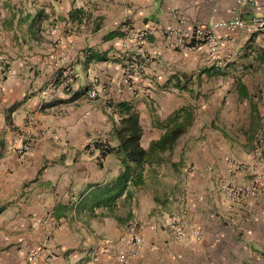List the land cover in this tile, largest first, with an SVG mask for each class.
I'll return each instance as SVG.
<instances>
[{
  "label": "crops",
  "instance_id": "0c3cea01",
  "mask_svg": "<svg viewBox=\"0 0 264 264\" xmlns=\"http://www.w3.org/2000/svg\"><path fill=\"white\" fill-rule=\"evenodd\" d=\"M235 14L264 19V0H0V264H120L133 226L142 246L128 264H264V152L253 154L264 132V33L217 31L216 53L206 43L172 49L163 34ZM114 23L129 34L104 41L119 32ZM140 30L147 47L138 53ZM86 50L105 61L83 63ZM89 88L94 100L80 94ZM123 100L138 114L144 150L175 111L192 120L144 166L140 186L126 183L109 202L120 166L87 146L108 138L106 104ZM20 134L31 138L22 156ZM230 159L245 170L230 172ZM255 173L261 188L236 203L229 191ZM178 195L199 241L167 226Z\"/></svg>",
  "mask_w": 264,
  "mask_h": 264
},
{
  "label": "built area",
  "instance_id": "2783aa9c",
  "mask_svg": "<svg viewBox=\"0 0 264 264\" xmlns=\"http://www.w3.org/2000/svg\"><path fill=\"white\" fill-rule=\"evenodd\" d=\"M253 0H235L236 6L241 5H252ZM114 25L119 26V32L123 35L127 36L130 32V29L127 25H118L114 23ZM217 31H222L225 33H232L235 31H242L249 34H262L264 33V19L261 17H252L247 20H243L239 15L235 14L228 20H220L216 21L212 24V26L208 29H203L198 26H193L187 32L185 30L179 28H173L171 30L164 31L163 34L166 37H173L170 42V47L172 49H182L184 51H191L192 49L199 46L201 43H206L208 50L210 53H216L218 47L220 45V41L216 39L215 33ZM134 49L136 52L141 53L146 50L147 47V32L145 30H140L134 34ZM135 73V72H134ZM132 80V76L128 73H123L121 82L122 85L130 88V82ZM85 97L88 100H94L96 97V92L89 88L85 91ZM63 113V112H62ZM46 132H41V135ZM15 153L19 156L26 154L31 146V138L26 134H20L14 140ZM91 148V147H89ZM92 149V148H91ZM264 152V132L261 133L257 140L255 141V146L253 150V154L256 156L261 155ZM229 166V171H242L245 170V166L240 163H235L232 159L227 161ZM261 188V175L253 174L252 179L250 181L249 186L246 188H238L234 190H230L227 193L231 196L233 195L236 198V203L240 200H245L248 197H254L259 189ZM178 214L170 217L167 222V226L170 230L176 231L179 238H182L185 241L196 242L200 239L199 229L186 222L184 220V197L183 195H178L176 197ZM128 242L132 245V250L130 251L128 256H135L139 253L142 240L140 235L137 232V229L133 226L128 231ZM31 257L37 256L36 251H31L29 253ZM128 256L118 255L116 260L120 264H128Z\"/></svg>",
  "mask_w": 264,
  "mask_h": 264
},
{
  "label": "trees",
  "instance_id": "16d2710c",
  "mask_svg": "<svg viewBox=\"0 0 264 264\" xmlns=\"http://www.w3.org/2000/svg\"><path fill=\"white\" fill-rule=\"evenodd\" d=\"M70 17V16H69ZM97 28V26L95 27ZM121 33L113 31L102 37L107 41L113 37L120 36ZM104 57L101 54L92 51H85L83 63L103 62ZM65 79H57L58 84L64 83ZM56 83V84H57ZM87 90V89H86ZM83 90L80 94L85 95ZM72 97L71 99H73ZM70 99V100H71ZM64 102V101H63ZM107 109L111 112L106 117L110 123V132L108 138L103 141L96 140L87 146L98 152V158L113 156L117 159L120 171L117 177V188H114L109 197H105V201L112 202L125 190V184L129 183L133 186H140L141 175L146 164L150 163L156 153L162 151H170L176 144L177 139L185 133L186 129L191 125L192 115L189 109H181L175 111L162 126L163 133L158 140L149 143L146 150L140 145L141 127L138 120V114L130 101H117L106 104ZM113 115L116 119H113ZM114 193V194H113Z\"/></svg>",
  "mask_w": 264,
  "mask_h": 264
},
{
  "label": "rangeland",
  "instance_id": "374dc122",
  "mask_svg": "<svg viewBox=\"0 0 264 264\" xmlns=\"http://www.w3.org/2000/svg\"><path fill=\"white\" fill-rule=\"evenodd\" d=\"M108 191H109V190H108ZM111 193H112V191H111V192H107V191H106V192L104 193V195H107V197H109Z\"/></svg>",
  "mask_w": 264,
  "mask_h": 264
}]
</instances>
